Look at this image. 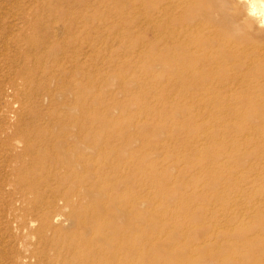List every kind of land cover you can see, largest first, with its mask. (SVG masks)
I'll return each instance as SVG.
<instances>
[{
	"label": "rangeland",
	"instance_id": "obj_1",
	"mask_svg": "<svg viewBox=\"0 0 264 264\" xmlns=\"http://www.w3.org/2000/svg\"><path fill=\"white\" fill-rule=\"evenodd\" d=\"M227 1L0 0V264H21L24 246L25 264L50 262L59 224L39 221L59 211L46 210L48 189L29 190L52 173L58 136L130 143V191L147 192L168 232L202 225L184 205L223 211L239 198L206 232L227 252L224 227L245 226L241 244L262 243L243 264H264V51L252 50L264 26L249 0ZM228 15L249 44L227 34Z\"/></svg>",
	"mask_w": 264,
	"mask_h": 264
},
{
	"label": "bare ground",
	"instance_id": "obj_2",
	"mask_svg": "<svg viewBox=\"0 0 264 264\" xmlns=\"http://www.w3.org/2000/svg\"><path fill=\"white\" fill-rule=\"evenodd\" d=\"M203 4L210 11L214 6L210 2ZM219 4L229 7L227 0H219ZM247 8L256 22L264 26V0H249ZM227 18L230 24L227 34L249 44L251 35L236 27L230 15ZM256 47L252 49L254 55L261 54L260 48L264 51V44ZM62 138L56 137L59 142L53 145L56 152L55 160L51 162L54 166L52 173L40 177V186L33 184L29 190V194L34 195L40 189H48L49 195L54 198L47 203L46 210L59 211L56 215L45 214L39 221L40 225L59 224L58 229L52 231V241H46L53 253L49 264H243L242 254H256L262 241L258 238L250 245L241 244L248 232L245 226L237 227L236 223H232L224 227L225 242L236 246L235 250L227 252L224 246L217 244L215 235L206 232L209 230L207 227L213 226L216 216L231 215L234 207L242 208L243 202L239 198L234 200L232 208L223 211H197L188 204L184 205V211L200 218L202 225H185V228H190L189 231L179 228L168 232L151 213L147 192L134 197L130 191L134 163L130 143L118 146L108 142L97 146L83 140V137ZM219 180L215 178V182ZM140 184L147 186L148 181H141ZM222 194L227 196L225 192ZM169 196L179 197L175 193ZM152 230L166 234H152ZM187 232L194 239H202L203 246L194 248L183 243V235ZM22 254L21 264H25L31 256L34 258L28 246L22 247Z\"/></svg>",
	"mask_w": 264,
	"mask_h": 264
}]
</instances>
